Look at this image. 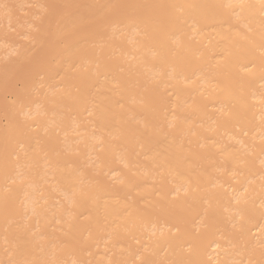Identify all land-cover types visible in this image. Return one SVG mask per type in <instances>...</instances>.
<instances>
[{
	"label": "bare ground",
	"instance_id": "1",
	"mask_svg": "<svg viewBox=\"0 0 264 264\" xmlns=\"http://www.w3.org/2000/svg\"><path fill=\"white\" fill-rule=\"evenodd\" d=\"M0 264H264V0H0Z\"/></svg>",
	"mask_w": 264,
	"mask_h": 264
}]
</instances>
